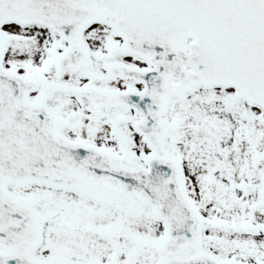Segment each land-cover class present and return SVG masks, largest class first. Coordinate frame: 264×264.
Here are the masks:
<instances>
[{
    "label": "snow or ice",
    "instance_id": "obj_1",
    "mask_svg": "<svg viewBox=\"0 0 264 264\" xmlns=\"http://www.w3.org/2000/svg\"><path fill=\"white\" fill-rule=\"evenodd\" d=\"M0 264H264V0H0Z\"/></svg>",
    "mask_w": 264,
    "mask_h": 264
}]
</instances>
